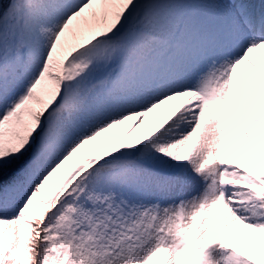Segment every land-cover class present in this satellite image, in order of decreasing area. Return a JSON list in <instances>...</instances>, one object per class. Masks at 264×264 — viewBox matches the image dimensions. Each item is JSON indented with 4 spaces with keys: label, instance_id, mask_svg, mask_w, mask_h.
I'll list each match as a JSON object with an SVG mask.
<instances>
[{
    "label": "snow or ice",
    "instance_id": "obj_1",
    "mask_svg": "<svg viewBox=\"0 0 264 264\" xmlns=\"http://www.w3.org/2000/svg\"><path fill=\"white\" fill-rule=\"evenodd\" d=\"M0 264H264V0H0Z\"/></svg>",
    "mask_w": 264,
    "mask_h": 264
}]
</instances>
